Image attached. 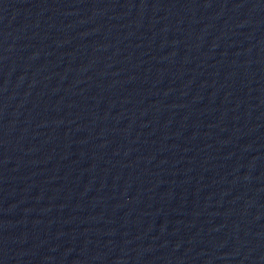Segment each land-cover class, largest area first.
<instances>
[{"label": "water", "instance_id": "1", "mask_svg": "<svg viewBox=\"0 0 264 264\" xmlns=\"http://www.w3.org/2000/svg\"><path fill=\"white\" fill-rule=\"evenodd\" d=\"M0 264H264V0H3Z\"/></svg>", "mask_w": 264, "mask_h": 264}]
</instances>
